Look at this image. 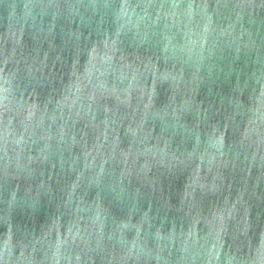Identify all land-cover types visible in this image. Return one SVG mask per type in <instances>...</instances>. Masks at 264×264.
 <instances>
[{
    "label": "water",
    "instance_id": "95a60500",
    "mask_svg": "<svg viewBox=\"0 0 264 264\" xmlns=\"http://www.w3.org/2000/svg\"><path fill=\"white\" fill-rule=\"evenodd\" d=\"M0 264H264V0H0Z\"/></svg>",
    "mask_w": 264,
    "mask_h": 264
}]
</instances>
